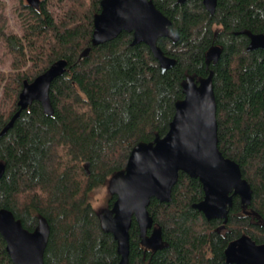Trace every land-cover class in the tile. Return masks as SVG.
<instances>
[{"label": "trees", "instance_id": "trees-1", "mask_svg": "<svg viewBox=\"0 0 264 264\" xmlns=\"http://www.w3.org/2000/svg\"><path fill=\"white\" fill-rule=\"evenodd\" d=\"M56 12L42 0L27 3L22 35L7 33L0 13V37L11 55V70L0 72V133L19 109L25 80L33 81L58 59L67 70L50 87L54 114L40 101L23 110L0 135V207L12 210L33 231L44 216L51 228L45 264H118L117 241L103 230L89 197L123 170L133 147L164 136L184 97L187 75L213 70L219 148L237 161L252 186L244 209L234 197L227 222L208 220L193 205L205 195L199 178L181 171L172 198H152L148 211L162 228L165 246H143L140 228H130V264H229L225 249L243 233L264 242V49L248 50L247 29L264 34V0H217L214 14L203 0H153L172 21L178 41L158 40L176 59L163 71L150 47L132 44L133 34L92 45L94 16L101 0H57ZM214 45L222 46L217 63L206 62ZM86 55L83 51L90 47ZM109 195L108 207L116 200ZM151 233V230L148 231ZM0 234V264H14Z\"/></svg>", "mask_w": 264, "mask_h": 264}, {"label": "water", "instance_id": "water-1", "mask_svg": "<svg viewBox=\"0 0 264 264\" xmlns=\"http://www.w3.org/2000/svg\"><path fill=\"white\" fill-rule=\"evenodd\" d=\"M41 2L27 0V4L36 9L40 8ZM203 3L211 14L215 13L217 0H203ZM171 25L170 18L158 9L153 0H101V11L94 16L92 45L111 41L123 31L130 32L133 34L132 44L146 43L162 70L166 71L175 65L176 59L164 52L158 40L168 37L178 41L179 36ZM240 33L250 38L248 50L264 49L263 33L247 29ZM90 49L91 46L87 47L82 55ZM222 50L220 45L209 48L206 54L208 67L218 62ZM67 65L66 59H58L33 81L25 80L19 94V109L0 135H4L34 101L42 103L46 114H54L50 87L66 72ZM213 75V70L208 76L198 79L195 75H187L182 82L184 97L175 104L168 132L164 136L157 135L150 142L137 143L125 168L110 177L108 190L117 198L111 207L99 212V217L103 230L112 233L117 241L118 264H130V228L134 218L140 228L143 246L154 251L167 246L162 228L154 226L148 206L152 198L162 202L171 200L181 171L202 182L204 198L193 206L208 220L227 222L235 196L240 197L244 209L251 204L253 189L244 178L240 164L225 156L219 148ZM5 170L6 164L0 161V177ZM50 232V224L44 216H40L38 226L30 231L12 210L0 207V234L14 264H45L44 253ZM225 256L229 264H264V242L258 243L243 233L228 244Z\"/></svg>", "mask_w": 264, "mask_h": 264}, {"label": "rangeland", "instance_id": "rangeland-1", "mask_svg": "<svg viewBox=\"0 0 264 264\" xmlns=\"http://www.w3.org/2000/svg\"><path fill=\"white\" fill-rule=\"evenodd\" d=\"M27 3V0H0V13H3L7 19V33L12 34H23L22 29V13L24 12V4ZM49 8L55 10L56 12L60 11L65 7L62 3L57 0H47ZM11 55L7 49L5 40L0 37V72L8 73L11 70ZM2 91H0L1 95ZM110 192L108 190V184L95 189L90 194V201L100 212L103 208L108 207V197Z\"/></svg>", "mask_w": 264, "mask_h": 264}]
</instances>
